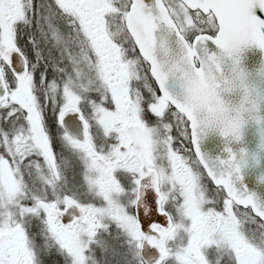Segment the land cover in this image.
Here are the masks:
<instances>
[{"label": "snow or ice", "instance_id": "snow-or-ice-1", "mask_svg": "<svg viewBox=\"0 0 264 264\" xmlns=\"http://www.w3.org/2000/svg\"><path fill=\"white\" fill-rule=\"evenodd\" d=\"M264 0H0V264H264L237 187ZM264 135V133H262Z\"/></svg>", "mask_w": 264, "mask_h": 264}, {"label": "water", "instance_id": "water-1", "mask_svg": "<svg viewBox=\"0 0 264 264\" xmlns=\"http://www.w3.org/2000/svg\"><path fill=\"white\" fill-rule=\"evenodd\" d=\"M240 69L246 74L248 82L264 90V51L255 46H248L240 53ZM258 115L264 118V104L260 105ZM264 128L255 122H249L242 130L240 142L228 144L218 132H210L200 143V150L211 158L226 157L225 148L239 154L246 153L242 167V179L237 187H246L259 201L264 202Z\"/></svg>", "mask_w": 264, "mask_h": 264}]
</instances>
